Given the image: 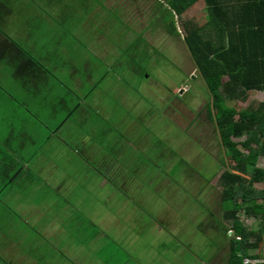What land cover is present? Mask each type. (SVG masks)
Here are the masks:
<instances>
[{"label": "crops", "instance_id": "obj_1", "mask_svg": "<svg viewBox=\"0 0 264 264\" xmlns=\"http://www.w3.org/2000/svg\"><path fill=\"white\" fill-rule=\"evenodd\" d=\"M130 12L127 17L140 14L138 10ZM5 15L1 27L13 35L16 28H6L9 15ZM90 19L73 29L68 23L69 32L88 33L87 41L80 42L89 44L93 56L115 58L118 48L113 43L106 51L100 49L107 38L112 39V33L92 32L97 28L119 32L120 28L111 27L109 32L105 24ZM133 31L138 33L137 28ZM31 33L26 26L20 37L27 53L44 69L26 56L24 61L20 57L14 61L7 53L0 59V264H157L152 257L154 243L170 233L164 209L158 205L163 200L149 196V179L156 170L144 166L145 162L133 166L129 161L133 159L131 149H123V140L119 137L118 141L115 132L120 122L112 119L110 127L102 126V136L86 128L92 114L90 109L84 111V100L76 94L82 88L81 75L95 76L103 71L100 61L96 66L87 60L85 66L78 67L73 57H64L69 48L65 41L49 40V36H42L48 44L44 41L41 52L33 50L29 44L36 39ZM131 35L132 31L128 39ZM6 69L12 70V75ZM65 70L69 74L59 79ZM2 85L10 87V92ZM112 93L101 91L97 97ZM95 102L91 110L101 119V112L108 110L103 101ZM96 177L100 180L90 199L85 190L90 191L94 183L90 178ZM119 193L123 195L120 202L115 200ZM100 200L111 203L115 213L112 208H102ZM105 222L108 225H103Z\"/></svg>", "mask_w": 264, "mask_h": 264}, {"label": "rangeland", "instance_id": "obj_2", "mask_svg": "<svg viewBox=\"0 0 264 264\" xmlns=\"http://www.w3.org/2000/svg\"><path fill=\"white\" fill-rule=\"evenodd\" d=\"M51 1L53 0H9L12 11L9 9V23L5 26L19 31L27 26L29 31L32 30L31 36L36 39L29 46L38 52L42 51L44 41L48 44L42 36L47 39L49 36V40L56 42L64 40L69 47L64 57H73L78 67L85 66L87 60L96 66L100 61L103 71L95 76L88 73L81 75L82 88L76 94L81 95L78 97L84 100V111L90 109L92 114L90 121L86 120V128L95 129L92 130L93 134L102 136V126L110 127L112 119L120 122L115 132L118 141L119 137L123 140V149H131L133 159L129 161L133 166L145 162L144 166L156 170L149 179V196L156 198V201L163 200L158 205L164 209L170 235L163 234L160 237L163 240L158 238L155 241L153 261L157 264H227L230 238L226 236L225 227L231 224L222 217L219 175L225 167L230 168L229 159L225 155L217 123L208 115L207 106L213 102V95L185 41L184 29L180 28L183 32L181 37H173L160 28L154 32L152 29L148 31L146 19L152 18L149 0H142L140 8L144 15L140 12L139 15L127 17L120 13L121 20L105 17L108 22H113L107 23L108 28L115 26L120 28L119 32H110L108 29V33L102 28L93 30L92 34L112 33V39L107 38L109 41L100 49L106 51L113 44L118 48L115 58H103L100 55L104 59L100 60L98 53L97 56L90 53L88 43L82 46L80 42L87 41L88 33L69 32L68 21L72 19V15L67 14L69 12L64 9L65 5ZM107 1L110 0H94L93 7L107 10ZM111 2L115 3L117 0ZM30 12L32 15L29 18ZM86 14L89 17L95 11ZM45 15L50 17L46 19ZM76 15L72 19V29L74 25L82 26L86 20L85 15ZM104 15L101 11L100 17H96L102 21ZM187 16L201 25L205 24L208 20L206 2H198L188 11ZM25 20L29 21L25 23ZM64 20L67 23H63ZM135 28L140 31L138 36L133 31ZM130 31L133 35L128 39ZM145 31L148 33L145 34ZM80 35L82 36L79 37ZM141 37L143 39L139 40ZM6 71L12 75V70ZM64 73L57 77L69 74L66 70ZM109 74L110 78L107 79ZM1 76L0 73V79ZM9 79L6 82L10 85L12 81ZM227 81L226 77L224 83ZM2 86L10 92V87ZM111 90V95L97 97L98 92L105 94ZM95 99L103 101L104 108L108 110L101 112V119L99 113L91 110L96 104ZM262 102L264 91H259L254 92L247 102H235L234 105L250 108ZM214 110L217 112L216 108ZM113 141L114 135L110 142ZM124 165L128 166V161ZM257 166L264 169V156L259 158ZM161 169H164V174ZM90 180L94 183L90 186V191L87 189L85 192L92 199L100 179L96 177L95 180ZM138 185L134 186V190H137ZM161 188L163 191L160 192ZM105 191L102 190L104 194ZM121 196L123 197L119 193L115 200L120 202ZM121 201L123 202V198ZM102 202L100 200L99 204ZM101 206L107 210L112 208L114 213L117 210L111 203L105 202ZM240 218L248 228L257 227V222L244 213L240 214ZM211 224L215 227L211 228ZM155 233L156 236L159 234L156 230ZM13 235L16 236V232ZM32 238L34 241V237Z\"/></svg>", "mask_w": 264, "mask_h": 264}, {"label": "trees", "instance_id": "obj_3", "mask_svg": "<svg viewBox=\"0 0 264 264\" xmlns=\"http://www.w3.org/2000/svg\"><path fill=\"white\" fill-rule=\"evenodd\" d=\"M53 1L64 4L72 19L76 14L88 19L86 12L95 11L90 20L106 26L113 23L106 16L121 20V14L131 15L130 9L144 12L140 8L142 0H110L107 10L94 8V0ZM200 1L149 0L152 18L147 24L149 30L160 28L173 37H181L184 29L185 41L213 95L208 115L217 123L230 166L219 175L222 217L231 224L225 227L226 236L230 238L229 231L234 232L228 244L227 264H242L245 257L264 258V169L257 166L264 156V102L250 108L234 105L247 102L254 92L264 91V0H204L208 20L203 25L187 16ZM10 5L9 0H0V20L11 13ZM101 11L105 14L102 21L98 19ZM75 22L79 23L77 19ZM21 33L16 29L12 35L0 24V59L7 53L14 61L28 57L34 66L44 69L27 53ZM226 77L228 81L224 83ZM241 213L255 220L257 227L248 228Z\"/></svg>", "mask_w": 264, "mask_h": 264}, {"label": "built area", "instance_id": "obj_4", "mask_svg": "<svg viewBox=\"0 0 264 264\" xmlns=\"http://www.w3.org/2000/svg\"><path fill=\"white\" fill-rule=\"evenodd\" d=\"M230 237H234V232L232 230L229 231ZM237 240H240V237H235ZM242 264H264V258H257V259H252V258H243V263Z\"/></svg>", "mask_w": 264, "mask_h": 264}, {"label": "clouds", "instance_id": "obj_5", "mask_svg": "<svg viewBox=\"0 0 264 264\" xmlns=\"http://www.w3.org/2000/svg\"><path fill=\"white\" fill-rule=\"evenodd\" d=\"M230 238H233V237H230Z\"/></svg>", "mask_w": 264, "mask_h": 264}]
</instances>
